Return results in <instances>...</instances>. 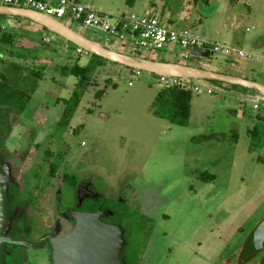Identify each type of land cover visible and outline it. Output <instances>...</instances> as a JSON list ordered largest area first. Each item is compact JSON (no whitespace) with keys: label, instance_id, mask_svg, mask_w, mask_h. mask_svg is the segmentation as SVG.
<instances>
[{"label":"rangeland","instance_id":"374dc122","mask_svg":"<svg viewBox=\"0 0 264 264\" xmlns=\"http://www.w3.org/2000/svg\"><path fill=\"white\" fill-rule=\"evenodd\" d=\"M73 1L112 23L123 14L150 16L147 12L155 7L160 13L153 11V15H162L168 27L243 50L247 49V39L264 34V0ZM14 19L17 26L10 30L17 44L13 48H18L15 51L22 65L19 68L0 61V72L11 85L27 91L38 82L7 143L12 150L21 140L29 146L36 139L40 143L35 148V141L25 154L20 152V158H25L21 174L26 172L18 181L22 198L38 203L36 189L43 188L45 178L42 173L38 178L33 175L48 149L56 154L51 164L65 166L41 201L36 214L41 226H46V221L52 224L58 186L62 202L59 210L65 211L74 203V184L60 181L72 172L77 181L89 183L105 203H124L119 208L126 214L124 255L130 264H142L143 255L144 264H251L242 252L248 236L264 222V162L258 161L264 158V147L249 151V131L258 123V116L264 120V102L232 92L228 96L218 90L221 85L214 84L215 92L208 95L205 81L191 80L203 91L193 93L189 125L174 126L152 113L153 101L161 90L158 76L143 72L130 86L131 70L109 62L93 69L92 84L65 128L59 126L63 101L71 98L78 78L62 68L76 64L86 67L95 57L78 54L76 46L47 29L35 31L37 24L31 21ZM2 20L0 17V35ZM70 27L100 41L96 30L75 24ZM46 38L49 43L44 42ZM113 48L122 49L120 45ZM1 51L12 55L8 50ZM122 51L129 54L128 47ZM179 53V48L174 53L168 48L142 57L183 64L177 59ZM256 56L259 58L232 63L221 55H211L208 59L186 60V64L199 66L205 62L227 68L228 75L234 69L251 71L254 67V79L260 83L264 82L259 75L264 73V55ZM35 70L43 74L42 79L32 77ZM101 90L104 95L96 99L95 94ZM255 105L260 109L255 110ZM212 134L221 138L193 141ZM205 172L213 174L215 180L204 182L201 174ZM3 178L6 181V175ZM32 258L30 262L34 263Z\"/></svg>","mask_w":264,"mask_h":264},{"label":"flooded vegetation","instance_id":"af4514ba","mask_svg":"<svg viewBox=\"0 0 264 264\" xmlns=\"http://www.w3.org/2000/svg\"><path fill=\"white\" fill-rule=\"evenodd\" d=\"M2 21H4V24L2 26L3 32H1L0 35V46L6 48H0V61H7L12 65L16 64L1 57L5 56L20 63L21 60L19 57L21 56L15 51L18 48H13V46L16 47L17 38L14 34L11 33L10 29L12 28L4 27L7 22H12L14 23V25H17L15 23L16 21L13 17H4ZM39 30L44 31L45 28L37 25L35 27V31ZM5 34H11V36L14 37V42L11 45L1 41V38ZM1 50H8L12 53V55L8 56ZM16 65L19 66V64ZM35 72L39 71L35 70ZM0 75L4 74L0 72ZM23 114L24 113L16 114L13 110H7L4 114L5 120H2L3 125L1 127L6 126L5 132L7 134L5 151L0 153V173L4 176L6 175L7 178L5 183L3 184V187L7 188V190L5 191V209L7 220L5 223V227L2 230V234L12 239L14 242L27 243L29 246H36L41 242L43 243L39 248L32 249L31 247H28L26 245H15L5 242L0 245V264H30V257H33L32 259H34V263L31 264H55L53 254L54 250L51 239L64 237L70 234L76 226L74 215L80 213H103V221L105 223L121 227L125 240L126 229L124 227V222H126V219L121 220V218H119V212H123L120 211L119 207H121V205H123L124 203H121L119 201H117L116 204L105 203L101 199V197H97L95 193H93L94 190L90 189L89 183H81L79 180L77 181V179H75L74 176L70 174L72 172L63 175L62 180L60 181L64 183L74 184L76 194L74 203L71 205V208H67L65 209V211L59 210V207H62V202H60V189L58 186L54 202V214L50 219V221L52 220V224L49 225L50 222L47 223L46 221V226H41L42 221L40 219H36L37 211L41 207L42 199L48 193L49 189L53 187L54 181L65 166L51 164L50 161L56 154L48 149L43 154L41 162H38L33 175L34 178H38L42 173V177L45 178V184L43 188L38 187V189H36V191L39 193L38 203H35L34 199L30 201L22 198V191L18 185V181H21L23 179V176L26 172L21 174L20 169H22L24 165L23 160L25 158H20V155H22L23 153L25 154V152H27L28 149L31 148L35 141V148L40 144H37L36 139L30 146L23 144V140H21L19 146L15 148L16 150H12L10 146H8L7 143L10 134H12V130L18 124L19 120L22 119ZM20 152L23 153L21 154ZM46 164H49V166ZM43 167H48L47 171H45ZM62 224L64 225L62 226ZM66 227L68 228V230L64 233H61ZM56 231L58 232L57 234L55 233ZM255 233L256 230L248 236V240L246 241V243H244L242 256L245 261L247 260L248 262H251V264H264V245L259 247V245L257 244V237ZM126 241L127 240H125L122 252V260L124 261V264H130L126 255H124L127 247ZM145 258L146 256L143 255L142 264H144Z\"/></svg>","mask_w":264,"mask_h":264},{"label":"water","instance_id":"95a60500","mask_svg":"<svg viewBox=\"0 0 264 264\" xmlns=\"http://www.w3.org/2000/svg\"><path fill=\"white\" fill-rule=\"evenodd\" d=\"M0 16L31 21L53 32L86 54L97 56L107 62L118 64L130 70H139L158 77L219 82L229 86L241 87L252 92V98L264 102V84L251 79L210 71L202 67L190 66L186 63L156 62L142 56L126 54L113 47H107L54 18L32 10L0 6ZM122 17H125V15L123 14ZM191 55L192 58L202 59H208L211 55H221L232 63L245 59L227 57L222 54H211L209 50L200 48L192 50ZM1 57L22 65L8 57ZM4 183L3 174L0 173V245L7 242L15 245H26L32 249L39 248L43 242L36 246H29L27 243L14 242L2 234L7 220L5 209V191L7 188L3 187ZM74 218L76 226L70 234L51 239L55 264H124L122 260L124 239L121 227L105 223L101 212L75 214ZM255 235L259 247L264 245V222L256 229Z\"/></svg>","mask_w":264,"mask_h":264},{"label":"built area","instance_id":"2783aa9c","mask_svg":"<svg viewBox=\"0 0 264 264\" xmlns=\"http://www.w3.org/2000/svg\"><path fill=\"white\" fill-rule=\"evenodd\" d=\"M0 6L32 10L54 18L69 27L71 24H75L84 29L96 30L99 32L100 43L107 47H113V45H120L122 49L128 47L129 54L135 56L152 54L168 48L171 53H174L179 48L180 53L177 59L186 63V60L192 59L191 51L200 48L209 50L211 54H222L227 57L259 58L243 49L214 44L199 38L188 30L179 31L168 27L154 15L142 17L130 14L112 23L106 16L73 0H0ZM16 26L12 22H7L4 27L13 28ZM44 42L50 41L44 39ZM77 53L87 55L80 49H77ZM130 72L133 76L130 78V86H132L143 72L139 70ZM158 82L161 88L179 87L197 94L203 91L200 86H193L190 80L159 77ZM223 87L230 88L231 86L222 84L218 90L223 91ZM205 91L209 95L215 92L208 82L205 83ZM254 100L258 102V100ZM254 109L259 110L260 107L255 105ZM84 145L85 143H82V146Z\"/></svg>","mask_w":264,"mask_h":264},{"label":"trees","instance_id":"16d2710c","mask_svg":"<svg viewBox=\"0 0 264 264\" xmlns=\"http://www.w3.org/2000/svg\"><path fill=\"white\" fill-rule=\"evenodd\" d=\"M2 17V16H0ZM4 18V17H2ZM1 41L4 43L12 44L14 42V37L11 34H5ZM94 62L86 67H81L79 64H76L73 67L65 66L62 68V71L66 74L72 75L78 78L77 85L72 93V96L69 100H64V110L62 120L59 125L63 127L69 126L71 120L73 119L80 103L82 97L89 87L92 84V78L90 76L93 69L106 66L109 62L104 59H101L97 56H94ZM15 67H19L16 64H13ZM92 65V67H91ZM20 68V67H19ZM32 77H36L37 80L43 78L41 72H32ZM214 85H222L219 82H208ZM38 82H35L32 85V91H27L18 87H14L8 81L4 75H0V153L5 151V142L7 134L5 128L1 127L3 121L5 120V112L7 110H13L16 114H22L27 108L33 93L37 88ZM235 89H241L247 91L241 87L231 86ZM104 90L98 91L95 94L96 99H100L104 95ZM193 93L191 90L181 89L179 87L174 88H161L157 94L155 100L152 104V113L153 115L165 121H168L170 124L179 127H187L191 118V100ZM258 123L254 126L252 130L249 131L250 134V147L249 151L254 152L260 148L264 147V120L262 117H257ZM221 138L218 134H212L209 136H201L193 138L194 142H202L209 140H219ZM258 161H263L264 158H258ZM201 179L204 182H212L215 180L213 174L207 172L201 174ZM126 214L124 212H119V218L126 219ZM129 219V218H128Z\"/></svg>","mask_w":264,"mask_h":264},{"label":"crops","instance_id":"0c3cea01","mask_svg":"<svg viewBox=\"0 0 264 264\" xmlns=\"http://www.w3.org/2000/svg\"><path fill=\"white\" fill-rule=\"evenodd\" d=\"M153 11L155 13H157V15H159V13H160L159 9H156L154 7L153 9H151V11L149 10V12H147L148 15H153L154 14ZM160 18H161L160 19L161 22L163 23V21H162V19H163L162 15H161ZM169 22L172 23V21H169ZM179 31H182V30H179ZM202 39H205V38H202ZM205 40H207V39H205ZM245 46L247 47V49H245V51H247L249 53H252L254 55L258 54L259 56H261V55L263 56L264 55V34L263 33L262 34H258V35H256L253 38L247 39L245 41ZM198 67H202V68H205V69L210 70V71H215V72H220V73L228 74L225 71V69L227 70V68L215 67V66H213L211 64L209 65L208 63H205V62H203V63L201 62V65H199ZM255 73H256V70H255L254 67H252L251 71H248V70H245V69H241V68L240 69H234V73H231L229 75L239 76V77H243V78H246V79H251L253 81H257V80L254 79V75L253 74H255ZM259 75H261L264 78V73L263 74H259ZM257 82H259V81H257ZM260 83L264 84L263 81H261ZM223 91L227 92L228 96H230V92H232V94H236V95H238L240 97L243 96V98H245V97L251 98V96H252V92L244 91V90H241V89H235V88H232V87H230V88H224Z\"/></svg>","mask_w":264,"mask_h":264}]
</instances>
